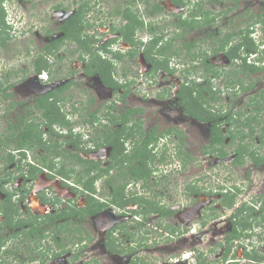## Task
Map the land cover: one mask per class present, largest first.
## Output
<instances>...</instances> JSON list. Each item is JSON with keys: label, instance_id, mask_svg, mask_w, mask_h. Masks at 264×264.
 Segmentation results:
<instances>
[{"label": "flooded vegetation", "instance_id": "obj_1", "mask_svg": "<svg viewBox=\"0 0 264 264\" xmlns=\"http://www.w3.org/2000/svg\"><path fill=\"white\" fill-rule=\"evenodd\" d=\"M81 1L77 0L74 9L62 2L49 6L36 31L43 44L26 45L22 52L25 61L15 58L17 63H0V84H9L5 91L0 90V99L8 100L0 113L4 130L9 126L8 118L13 122L21 114L26 115L27 121L41 123L45 118L37 103L53 100L54 96L48 93L57 91V105L71 125L53 126V139L57 140L56 149L74 155H53L46 132H41V142L39 139L31 147L0 144V155L13 156L12 160L0 158V264H177L157 262L156 247L162 241L170 242L187 236L186 233L192 235V222L200 223L202 232L197 233L206 235L211 229L208 224L217 219L227 221V230L210 237L215 246L211 244L209 252L217 251V257L207 261V251L192 248L194 263L179 264H264V124L260 123L264 84L256 85L255 79L250 80L264 70V38L258 40L256 35L264 34V23L257 20L264 8L248 17L243 29L218 35L222 29H212L217 18L240 6L242 0H229L225 9L214 8L212 12L201 7L203 0H182L185 4L174 0H126L122 7L98 6L93 15L87 13L91 10L87 7L84 14L77 15L82 26L75 33L78 24H69V20L82 8ZM15 2L24 6L32 2L34 8L36 0H0L4 33L8 34L5 40L0 36V50L12 36L25 35L36 26L31 20L29 25L21 24L16 7L8 9ZM197 8L201 13L194 15ZM56 13L62 15L61 21L55 19ZM205 14L206 18L214 15L215 19L182 35L178 20L203 19ZM50 15L52 27H48ZM167 17L168 25H161ZM68 27L73 34H65ZM198 30L200 35L187 38L188 33ZM227 34L228 42L220 49ZM235 35L240 38L234 41ZM247 39L254 49L241 45L235 62L259 69L249 74L240 72L248 82L240 78L242 83H236L233 71L238 67L232 64L225 49ZM207 40L209 49H200L199 43ZM192 41L196 46L188 48L185 43ZM208 65L218 73L209 75L211 83L226 75L225 66L233 69V77L230 82L225 79L218 89L212 84L217 99L210 97L203 106L217 117L202 120L186 109L178 93L192 81L204 83ZM198 72L201 73L197 76ZM39 85L41 91L34 92L33 86ZM72 87L82 89L88 96L73 95ZM234 87L236 94L243 92L249 97L241 103L242 107L238 102L227 101L223 105L219 99L220 91H225L227 98L228 90L235 93ZM94 89L108 90L112 97L105 95V99L99 94L98 98L90 94ZM20 91L27 95L19 100L16 93ZM132 94L140 99L168 98L167 110L174 114V124L161 129L156 123L146 127L145 107L142 103L132 104ZM121 114L127 118L125 130L133 131L132 136L122 137L123 154H127L122 163L118 158L121 156L113 155L108 141L113 129L122 124L115 122ZM192 120L207 125L206 142L200 153L212 168L199 179L189 174L188 181L177 189V175L187 172L191 163H201L185 147L183 130ZM214 123L220 126L222 137L211 144ZM154 127L156 139L145 148L147 159L137 156L131 160L133 152H143L140 141ZM37 128L48 129L46 125ZM52 157L54 168L48 165ZM61 167L67 174H56ZM138 167L149 173L136 178L131 170ZM222 168L227 172L224 175L219 173ZM208 170L214 180L208 177ZM226 174L231 177L229 183L224 181ZM227 197L233 198L230 205ZM105 213L108 217L103 220L99 243H92L90 233L97 230ZM240 216L249 222L247 227L238 222ZM178 217L182 223L173 221ZM88 221V229H84ZM233 226L241 236L232 239L225 257ZM186 253H182V258L190 255ZM180 256L181 253L165 260Z\"/></svg>", "mask_w": 264, "mask_h": 264}, {"label": "rangeland", "instance_id": "obj_2", "mask_svg": "<svg viewBox=\"0 0 264 264\" xmlns=\"http://www.w3.org/2000/svg\"><path fill=\"white\" fill-rule=\"evenodd\" d=\"M87 1H88L87 5H89L87 7H88V9H91L87 12V13H89V15H93V13H96L97 9H99V8H101V9L106 8L107 5H108L109 9H112V8H115V5L119 6V7L121 5V7H122V5L126 2V0H87ZM228 1L229 0H222L220 2H216V1H211V0H203L201 2V7L204 9H205V7H207L212 12V11H214V8L215 9L216 8H224L225 9L227 7V5L231 3L230 1L229 2ZM242 1L243 2L239 4L240 6L234 8L232 11H229L227 14H221L217 18L218 21H215V24H213L212 29L214 31H217V29L218 30L222 29L218 35H224L225 33H229V32L232 33L233 31H237L240 28L243 29L245 27V24H247V22H246L247 18L250 17L251 15H254V14L260 12L264 8V3H262L260 0H242ZM58 2H62L64 5H69V7L71 9H74L76 4L78 3L77 0H40L39 2H38V0H36V3L34 4V8L31 5L32 2H30V3L28 2L26 6H24L23 3H21V2H15L14 4H12V6H10V8H8V9L12 10V7H14V6L16 7L15 9L18 12L17 17H19L21 24H24L25 26L29 25V22H30L29 20H31L34 23H36V26L33 28V30L31 32H28L25 35L20 34L19 36L18 35L12 36L10 39L7 40L5 48L0 50V63L1 62L3 63L4 61L6 62L7 65L12 64L14 62L17 63V60H15V58H18L21 61H25L24 57H22V56L24 53V47H26V45H28L29 47H37V46L43 44V40H41V37L39 38L36 36V31H39L38 26L41 24L40 23L41 18L43 17V14H45V12L49 8V6L51 7L53 4H56ZM81 2H83V0ZM5 4L7 5L8 3L5 2ZM98 4H100V5H98ZM98 6H100V7L98 8ZM87 7L85 6L83 8L82 14H84V12L87 10L86 9ZM246 9H247V12H244ZM47 17H48L47 21L49 22L48 27H52L53 26V22H52L53 18L51 15L47 16ZM54 17H55V19H57V21H61V19H62V15L61 16L57 15V13H56V15H54ZM85 17H86V15H85ZM169 20H170V17L163 18L161 25H168L166 23ZM90 21H93V20L90 18ZM166 27L170 28V26H166ZM200 33H201V30H198L197 32H190L187 34V38L193 39L194 37H197L198 35H200ZM256 35L260 38L258 40H261L262 38H264V36H263L264 34L262 35L261 32L257 33ZM238 38H240V36L235 35L234 41L237 40ZM30 39L32 40V43H30ZM208 42H209V40H207L203 44L199 43L200 46L199 45L198 46L201 47L200 49H202V50L209 49L210 45ZM195 49L198 50L199 48H195ZM219 69H222V68H219ZM223 70H224V74H226V75L219 77V79L218 78L212 79L213 80L212 81L213 87H215L216 89H218L219 86L221 87V84L225 81V79L228 80V82H230V79L233 77V75H232L233 69L231 67L225 66V68ZM200 73L201 72H198L197 76ZM262 73H264V70L262 72H259V74L258 73L255 74V76L252 75V78L250 80L255 79L254 84H256V85L264 84V79L261 78ZM240 78H242L244 82H248L246 77L243 76L241 73L236 74V76L234 77V79H240ZM27 87H29V86H26V88ZM33 87L34 88L32 90L34 92L41 91L40 85L38 87H36V86H33ZM72 89H73V95H75V96H76V94H79L83 98H85V96H88V94L85 95L82 92V89H77L75 87H72ZM95 90L96 89H94V91L93 90L90 91V94H95L98 98H99V96H98L99 94L103 96L102 98H105V95L107 98L112 97V93L109 92L108 90H105V89L104 90L97 89L99 91H95ZM233 90L235 91L234 94H232V90H228V97L230 96L229 98L228 97L226 98L225 91L224 92L220 91L219 99L221 100V103L223 105H226L227 101L231 104H235L238 102L237 104L239 105V104H241V103L243 104V103H245V101L247 102L249 100L248 99L249 97L245 93L237 92V94H236V88L235 87L233 88ZM70 93H72V92H68V94H70ZM24 95H27V94L26 93L24 94L21 91L17 92L16 98L20 100L21 98H23ZM167 100H168V98H159L156 100V98H154V97H152L150 99H140L139 97H137L133 94H132V96H130V101L132 104L136 105V104L142 103L144 105L145 112L143 115H144V118L146 119V122H145L146 127L150 124L156 123L158 125L159 129L174 124L173 117H172V116H174V114L167 110V103H166ZM7 104H8V100H3L2 98L0 99V113H2V111H3V106L7 105ZM242 104H241V107H242ZM68 106L69 105L67 103V107ZM260 119H261L260 123L264 124V114H262L260 116ZM191 122L192 123H190L186 126L187 127L186 130H183V132L185 134V138H184V141L186 143L185 147L187 148V150L191 154H193V156H194L193 159H197V161L200 160L201 163H197V162L191 163L188 166L187 172L184 171V172L177 175V178H176L177 189H180V187H182V184L185 183L186 180L188 181L189 174H191V177L193 179H199L198 177H203L204 171L206 172L207 169L212 168L208 162H205L202 154L200 153L201 147L206 142L205 141V137H206L205 133L207 132V129H206L207 125H206V123L195 122L193 120ZM4 128H5V122H3V119L0 118V132H2L4 130ZM209 167H211V168H209ZM210 173H212V172L209 171L208 177L210 178V180H212V179L214 180L215 178L211 177ZM219 173L224 175L227 172H226V170L224 171V169L222 168L219 171ZM205 176L206 175H204V177ZM230 178L231 177H228L226 174L224 176V181L226 183H229ZM177 197H178V195H177ZM107 217H108V214L105 213L104 217L100 218V220L98 218V220L100 221L99 227L97 228L96 231L92 230V232L90 233L92 243L93 242L99 243L98 240L102 236L101 233H103V224H104L103 220L106 219ZM175 217H176V215H175ZM173 221L175 223H178V222L182 223L180 217H178V219L173 218ZM88 223H89V221L86 222L85 227L83 225L84 229H88ZM213 223H214V225H211ZM213 223L208 224L211 229H210V232L206 235L197 233V232H202V227L200 226V223L192 222L190 224L192 230L194 231L192 235H190V234L188 235V233H186L185 235H187V236H185V237H176L175 239H172V241H170V242H163L162 241L159 244L160 246L156 247L157 251H155V254L159 255V257L157 258L156 261L159 263H177V264L189 263V262L194 263V261H193L194 259L191 257L193 254H191V252H190L192 250V248L203 249L205 252L207 251L206 260L207 261L213 260L215 257H217V251L209 252V250H210L209 248H210L211 244H213V245L215 244L214 240L210 239V237L211 236L213 237L215 235L217 236L219 234L218 232L219 231L221 232L222 229L224 231L227 230V228H226L227 227V221L225 219H221V220L217 219L216 221H213ZM194 233H197V234H194ZM208 238H209V240H208ZM90 248H91V246H90ZM92 248L96 249L95 244L94 245L92 244ZM183 252L184 253L188 252L190 255H188V257H186V258H182ZM180 253H181L180 259L182 258L183 262L180 261V259L177 257L175 258V260H172V261L170 259L165 260L166 258H169V256H171V257H173V255L179 256ZM186 255H187V253H186ZM184 260H186V261H184ZM210 264H215V263H210Z\"/></svg>", "mask_w": 264, "mask_h": 264}, {"label": "trees", "instance_id": "obj_3", "mask_svg": "<svg viewBox=\"0 0 264 264\" xmlns=\"http://www.w3.org/2000/svg\"><path fill=\"white\" fill-rule=\"evenodd\" d=\"M176 3L178 4H185L187 2L182 1V0H174ZM190 3L191 0H188ZM87 0H83V2L81 3V9H78L70 18L69 20V24H72L73 22L78 26L75 27L76 28V32L78 33V30L80 28V26H82L81 23V18H79L83 11V7H87L89 5ZM198 4V2L196 3ZM209 13V11H207ZM201 13V10L199 8H197L196 11H194V15ZM203 14V13H202ZM200 14V15H202ZM2 15V9L0 8V36L2 37V40H5L4 36L8 35L5 32V27L3 25V17ZM77 15L79 17H77ZM203 16V15H202ZM126 17H128V15H126ZM215 19V16H211L209 18H206V14L204 15L203 19H196V18H192V19H180L178 20V24L177 26L182 27V35H184L188 30L190 29H200L202 28V26L204 24H209L211 23L213 20ZM257 20H260L261 22L264 23V14L262 15H258ZM69 27L68 29L65 28V34L66 35H70L73 34L74 32H70ZM208 36L212 35L209 33ZM230 36V34H227V37L225 39V41L221 42L220 45V49H224L225 45L228 42V37ZM247 37H245L244 39H246ZM195 41L192 42H188L185 43L186 46H188V48H191L195 45L194 43ZM241 45H244L247 49L251 48L254 49V47L252 46V44L250 43L249 39L244 40V41H240L239 43H236L235 45H232L229 47V49H225V53L227 55V57L232 61V64L235 67H238L236 69H234L233 73L234 75L243 72L244 74H249L251 71H255L258 70L259 67H253V66H248L244 63L242 64H236L235 62V57L236 55H238V53L236 52L239 47H241ZM196 46V45H195ZM164 48L161 49V51H163ZM206 71V75L204 76V83L201 82H195L192 81L191 85H183V87L180 89L178 96L180 97V100L183 101L186 106V109L189 110V112L192 113V115H194L197 118L200 119H216L217 115L212 113L209 109H206L203 104L208 102V100L210 99V97H212L213 99H217L216 96V92L214 90H212V83L211 80L209 78V75L211 73L215 74V76L218 75L217 71L211 68V65H208L205 69ZM236 83H242L241 79H238L235 81ZM9 86V84H7L6 86H3L2 84H0V90L5 91L7 89V87ZM242 89H246V87H244L242 85ZM205 92H207V94H204ZM48 96H54L53 100H46L45 102L42 100L40 102L37 103L38 109L39 111H41V114L44 116L45 120H43L41 123L35 124L33 122V120L31 121H27L26 120V115L21 114L18 116H15L13 122L10 120V118L7 119L9 123V126H7V128L3 131L2 136L0 135V144H3L5 146L10 145V144H15L14 146L16 148H21V147H31L35 144V142H37V140L40 139V142L42 140V134L41 132H46L48 134V148H50L51 153L55 156L57 155H62L64 158H73L74 155H72L71 153L65 154L63 151L56 149V139H53V126L57 125V126H70L71 124L69 123L68 120L64 119V115L61 112V109L59 108V106L57 105V100H59V96L60 93H58L57 91H50L48 93ZM189 104H188V103ZM23 116V117H22ZM114 119H116L114 117ZM126 117H119V119H116L115 122H118V120L122 123L120 126H118L117 128L113 129V132L110 134V138H108L109 143H111L112 147H113V155L114 156H121L118 157L120 158L119 161L122 163L123 158L125 159L127 154H123V150H124V146H123V138L128 137V136H132L133 135V131L130 130H125V121H126ZM46 125L47 126V131H42L43 128H37V127H42ZM137 126H140V124H138ZM139 128V127H138ZM136 129V131H138L140 134L144 135L142 130ZM231 132V130H230ZM156 127H154L153 129H151L148 134L145 135V137H143L141 139V147L143 148V152H141V154L136 151L133 152L131 156H129L131 158V160L137 156L140 157V159H142L144 157V160L147 159L148 155H147V150H145V148L148 146L149 143H151L153 140L156 139ZM220 133V126L216 125V123L213 124V127L211 128V140L210 143L213 144L217 141H220L221 139V135H219ZM233 134V133H232ZM123 137V138H122ZM53 139V140H52ZM71 143H74V140H70ZM54 143V144H53ZM75 144V143H74ZM211 147H213L212 145H210ZM23 155V154H22ZM13 156L10 154H6L4 156L0 155V158H5L6 160H12ZM141 161V160H140ZM133 162H135L133 160ZM144 162V161H143ZM48 165L50 166V168H54V166L56 165V162L53 161V157L49 160ZM146 168V167H145ZM64 167H61L59 170H57L56 174H60V175H64L67 174L65 173L66 171H63ZM131 172L136 175L139 174H143V175H147L149 173V171L147 169H140L139 167L136 169H132ZM233 201L232 197H227L226 203L227 204H231ZM238 222L242 225V227H247L248 226V221L246 218H243L240 216V218L238 219ZM241 236V232L236 231L235 227L233 226L232 231H230L228 238H227V248L225 249V253L224 256L226 257L229 249H230V244L232 243V239ZM247 255V254H246Z\"/></svg>", "mask_w": 264, "mask_h": 264}]
</instances>
